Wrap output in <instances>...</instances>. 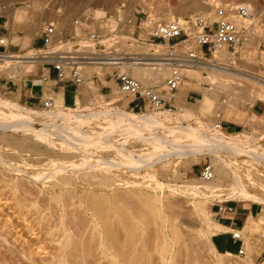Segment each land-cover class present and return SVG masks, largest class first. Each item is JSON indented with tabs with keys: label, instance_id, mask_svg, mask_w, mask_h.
Returning <instances> with one entry per match:
<instances>
[{
	"label": "bare ground",
	"instance_id": "obj_1",
	"mask_svg": "<svg viewBox=\"0 0 264 264\" xmlns=\"http://www.w3.org/2000/svg\"><path fill=\"white\" fill-rule=\"evenodd\" d=\"M6 1L10 3L8 5V8H6V10L3 11V15H6V18L8 19L7 25L9 30L11 31L10 36L8 38L3 37V39L5 40V44L7 46L29 45L31 47L34 40L20 38L15 34L16 29L24 21L29 20L28 22L34 23L35 25L42 27L44 25L43 24L44 21L49 23L54 19L57 18L61 19L58 16L59 13L55 11V6H53V4L56 5L55 1L51 2V0H45L44 6L37 1L32 2L31 0L30 1L6 0ZM69 1H71V3H75L77 0H69ZM87 1L93 2L97 8L102 5H106L108 3L111 4V2H113V0H87ZM170 1L176 2V0H170ZM200 2L202 1L193 0L192 2L193 4L191 6H194L196 4L198 5L200 4ZM204 2L206 3V5L209 4L211 6L212 5L214 6L217 0H204ZM115 3L116 2H114V4ZM191 6L187 8H190ZM240 6H247L253 9L252 6L248 3ZM95 14H97V16L104 15V13H102L100 10H95ZM156 15L157 14H155V16ZM152 16L155 17L154 15ZM197 16L199 15L198 14L192 15L190 19H195ZM205 17L210 18L209 23H211V25L216 23V19L212 12L209 13L208 15H205ZM120 18H122L121 14H120ZM173 20H179L181 22L185 21V19L179 16V14L175 15L174 12L170 11L166 21L170 22ZM100 23L104 24V28H106L107 30L115 29L117 26V23L114 20H110L109 22L102 21ZM209 29H210V25L204 26L201 30L208 31ZM247 47L248 50H250L249 49L250 46ZM158 48H164V47H160L159 45H157L156 50ZM194 49H195L194 53H197L198 55L201 54V51L197 46ZM244 51H245L244 49H238L236 50L235 54H238L239 52L244 53ZM155 53L157 52L155 51L154 53H151L148 50H144L142 53L136 54V56L132 58L133 60L131 64L123 63V65H121V67L118 69L125 72V70L129 68L131 76L139 80L146 87H152L155 85L164 84V81L168 76V68L159 61ZM14 56H0L1 72L8 75H13L18 78H23L25 75L34 72L35 66H29V64H26L25 62L21 61L19 55L15 54ZM217 57L221 58L223 65L220 66V64H214L213 62H202V63H196L194 65H188L184 71V76L186 80L191 82L196 81L197 83L207 82L210 85L216 87L218 90L229 92L230 94L235 96H236L235 86L237 85V83L234 86L233 84L234 80H241L249 84L251 87H253V90L251 91V95H250L251 101L255 102V100H258L259 98L262 99L264 98V80H263L264 76L239 70V68L234 67V65L225 63L227 62L228 59H231V53L226 50H223L220 53H218ZM98 69L100 70L99 74H101L102 76L105 75L106 73L105 70H115L114 68L111 67L98 68ZM91 70L93 71V69ZM205 72L208 73L209 75L208 78L204 77L203 74ZM206 75L207 74H205V76ZM94 89H96V87L91 83H87L85 88L83 89L85 101L88 105L93 106L92 108H95L98 104L97 102H99L98 100L97 102L94 101L90 96L91 93L88 92V90H94ZM218 95H219L218 91L205 90L204 97L201 99L196 109L188 108V107L181 108L178 106L179 104L184 105V101L182 99L184 96L183 90L180 91L178 95L177 94H174L173 96L166 95L164 98L167 100H172L173 98L176 97L175 98L176 105L174 106L175 107L177 106V108L179 107L180 110L182 109L181 111L184 113L185 117H192L194 115V112H198L197 114H199V117H207L208 115L213 113L214 104L216 100L215 98ZM95 97L96 98L99 97L98 92L95 93ZM111 98H112V102H118L122 100L116 93H114ZM238 102L239 101L237 98L230 99L229 104L227 101L226 102L223 101L224 108L221 110L220 116L222 117L223 115L224 117H227L230 120L229 122L235 123L237 121V117H241L240 114H238L235 110V106L237 105ZM240 102L238 103V106ZM129 103L130 101L124 102V107H127ZM75 107L76 110L67 108L63 102L62 94L56 96L55 106L51 108L49 112H43V113L41 112L36 113L34 112L35 110L34 111L31 110L33 108L31 109L25 108L21 105L15 104L13 101L0 99V130H2L5 133L12 130H17V131L22 130L23 132H28V131H36L37 129H42L46 133L51 132L53 133L51 137L52 139L50 137H47L50 138V140H52L49 141L51 143L50 145L58 147L61 150V152L63 154H66L67 156L69 155H77L78 157H81V155L90 156L91 153H93V155H96L94 154V152H92L90 148H93L94 146H100L101 147L100 149L102 150L103 148L105 149L106 147L108 150H110V148H112L111 146L112 142H108V141H110V138L113 135L114 136L119 135V137L117 138L120 137L123 138V143L122 142L120 143L118 141V143L120 144H118L117 147L115 145L113 146H115V148L118 150L119 156L124 158L126 162H129V164L126 166L124 164H119L120 162L117 163L118 161L114 162L107 159H102L99 157V155H97L95 156L97 160H95L96 159L95 157L93 161L92 160L89 161L87 159L88 161L79 162L81 163L80 166L77 165L78 162H76V166L74 167L71 166L73 165L71 161H70L71 164L68 161L70 165H66L67 163L64 165V162L62 163L60 161L63 165L62 164L58 166L55 165L56 167L54 166L53 168H51V164H50L51 162H50L48 163L47 168H41V169L39 168L40 170H37L34 173L33 178L34 181L37 182L36 184L38 183L43 184L44 179L49 180L48 181L49 189L50 192L52 193V197H50L49 199L50 200L58 199L60 203L57 204L61 206L62 210L64 211L63 213L64 215L62 213H61L62 215H60L61 224H63V222L65 221V217L66 218L72 217L74 221L75 220L78 221L79 223L78 222L77 223L79 225L81 226L83 225L82 227L83 229L85 228L88 229L87 231H89L90 234L88 232L86 233L89 234L91 239L93 241H95L96 239V242L94 243L97 244V249L99 251V254L103 256L104 259L106 258L111 264H136L137 261H140V258L139 260L138 258L136 259L137 254L135 253V251L140 249L138 248L139 246L140 247L143 246L142 240L141 242H139L140 240L138 236H140L141 238L143 236L146 237V234L143 235L145 232H147L145 231V229L146 230L153 229L152 234L154 233L155 237H154V249H151L153 250V253L152 252L151 253L156 255L157 257L156 259H152L153 255L147 254L149 259L147 260L148 263L145 262V264H171L174 261H176L175 257L177 255L180 256L184 249L188 250L189 247H191L188 246L187 244L191 240L189 239V237L186 238L187 236L185 235L182 228L178 224L179 213H177L174 208L177 207L175 205L177 203L172 202L170 198L172 197L171 196L172 194H168V195L164 194L163 190H165L164 189L165 186H161L162 184L159 185V187L148 185L147 188L151 189L152 191L153 190L157 191V189H159L161 190V192L158 193L154 191L155 192L154 194H148V193L143 194L142 196L143 203H141L142 207L139 204L141 207L140 210V208H138L139 206L137 202L135 203L137 204V206L135 204L133 205V203L136 201V200L133 201V199L134 196H136L137 194L140 195L141 192L136 194V190L132 191L131 189L130 191L119 193L118 190H115L116 188L115 184L119 178L118 179L115 178L116 175L114 176L113 171L114 170L117 171L119 167H123L121 165H124L125 167L128 168V170L130 169L134 172H138V171L141 172L142 170H144V167L151 169L152 167L161 163V161L163 160L170 161V159L173 160V158H175L176 160L177 159L183 160L186 158L197 159L198 157L209 155L212 160V165H210V167L212 168V170L214 169L213 170L214 178L209 182H204L205 184L203 186H200L199 184H183L181 185L180 188L186 194H191L195 198V200L192 202V209L189 210V212L192 215L195 214L200 219V226L196 231V236H198L200 239L203 238L204 241L207 242L206 244L208 245L207 247L209 248V251H211L214 255L217 256L218 264H228L227 262L228 258H240L245 264H254V262L250 258L251 253L254 251V246H252V244L250 243V239L253 238L251 236L253 235L254 232L255 233L258 232L260 223H263L262 222L263 220L260 219L259 222L258 221L256 222L253 219V217H249L248 225L247 227H245L246 228L245 232L250 233L249 234L251 237L250 239L246 238L245 235H242V233H240L241 238L245 240L243 244V252L245 255L240 256V255H232L229 253H223V254L218 253L212 243V237L220 233L228 232L232 230H230V228H227L214 220L215 214L209 211L208 204L212 198H214L215 196L219 195L222 192H226L228 197H235V198L242 197V199L244 198L251 199L256 202L260 200L256 196H252L247 193L245 183L249 184L248 183L249 181L250 183L255 181V183L260 184V186L264 188V148L260 144V142H262L264 138L262 139L260 138L257 142L256 140L255 141L238 140L237 136L226 133L223 130H218L216 129V126L213 127L212 130H210L206 122L201 119H200V126L202 129L201 132H199L198 129H194L190 127L191 126L190 125L188 128H183V127L175 128L171 126L173 128L170 130V132L165 133L163 132L162 129L163 127H166V125L163 122H161L160 119L157 118V116H148V115L134 116L129 114V112H127L126 110L124 111V110H115V109H109L104 111H99L97 109L82 111L80 109L81 101L78 96L76 99ZM180 113L181 112L179 111L174 115H178ZM130 117H134L135 119L133 118L132 119L134 121L137 120L138 123H136L137 121L135 123L130 122L129 119ZM132 119L131 121H133ZM57 121H62V127L65 128L64 130L54 129V125L57 123ZM94 121H96V123L97 121L99 122L103 121L102 123L100 122L101 125L98 124L100 128L97 134L94 135V133L89 134L87 132L81 131L83 129L81 126H85L87 128ZM142 123L144 124L146 123L147 125L145 124V126H143ZM80 127L82 128L81 130ZM197 131L199 133H197ZM187 139H192L193 140L192 143L186 144L187 142L185 143V141H187ZM131 140L133 141L139 140L142 141V143L143 142L146 143V145L152 149L151 150L152 154H149L148 152L150 156L148 155V157L144 160H140L139 157L135 159L134 155L130 152V150H127L124 145V144H128L127 143L128 141L133 142ZM93 155H91L90 157H92ZM0 159H2L1 156ZM249 165L254 169H257V172L260 174L258 181L256 179L252 181V179L254 178V172H253L254 169L250 170ZM240 168L245 170V173L242 172L244 173L242 175L236 173V170ZM22 172H24L23 168H22ZM72 173L73 175H75V178L72 177L73 175L72 176L70 175ZM20 174L23 173L20 172ZM149 177L153 178L151 177V175H149ZM77 179L80 180L81 183ZM227 179H230V182L228 181L229 182L228 184H226L227 182L225 183ZM82 183L92 187L89 190H88L89 187L87 188V190H83L81 198H79L82 199L83 201L81 202L80 207L85 208L86 212H90L91 213L90 217L84 214L82 211V214L84 215L83 216L79 208H77V206H75L76 204L74 203V199L77 193L76 187L79 185L82 186L83 185ZM141 185L143 186V184ZM13 186L14 185L12 184V187ZM130 195L131 196L134 195V196H132L131 198ZM127 197L131 199L128 200ZM137 198L139 197L137 196ZM126 199L128 201L125 202L126 203L125 205L126 208H125L120 203L124 202ZM127 202H130L131 204L130 203L128 204ZM133 210L139 211V212H135L138 213L139 215L133 213ZM140 211H142V213ZM43 213L44 212L42 211V214ZM81 216H83V218H81ZM80 221L82 222V224H80ZM78 224L77 226H79ZM116 227H119V230L120 228L122 230L121 233L123 235L120 236L121 238L119 237V239L121 240L122 237L124 236L122 241H120L115 237L116 232L114 228ZM77 229L80 228L77 227ZM62 230H64V228ZM58 233L61 234L59 230ZM63 233H65L63 235L64 239L61 241L62 243L60 245L62 252L65 250V248L68 245L67 234L66 232ZM116 234L119 233L117 232ZM152 234L150 233L148 235L151 236ZM90 237H88V239ZM59 238H61V235L59 236ZM146 238H150V237L148 236ZM85 239L86 240L85 241L83 240V242L84 243L86 242L87 245L88 240L87 238ZM92 240L90 241V243H93ZM144 240L146 241V239ZM84 243L82 245L84 246L85 249H82L83 247L81 246V250H78L77 248L79 247L75 246L78 244H74V246L76 247L74 248L75 251L77 250L76 251L77 253L80 251L82 256V260H81L82 262H79L80 259L78 258L79 260L77 261V264L78 262L79 264H85L87 261L86 259L90 254L89 251H87ZM138 243H140V245L137 247ZM93 247L95 246L93 245ZM149 247H151V245ZM192 248L193 247H191V250H193ZM143 250H139V251L141 252ZM189 252L190 250L187 253ZM70 254L72 255L71 252ZM99 254L97 253V255ZM193 254L196 255L195 252H193L191 256H193ZM92 255H94V253ZM143 255L144 254H142V257ZM63 256L60 258L61 262H63V264H70L69 261H67ZM73 256L78 257L75 255ZM81 256L79 257L81 258ZM194 257L196 259H194ZM88 258L90 259L91 256H89ZM143 258H146V256ZM100 259L102 258H99L98 261H100ZM72 260L73 259H71L70 261ZM75 260H77V258ZM95 260L98 263L97 259ZM192 261L191 262L194 264L200 263L197 260L196 256H193ZM143 263H144V259L142 261V264Z\"/></svg>",
	"mask_w": 264,
	"mask_h": 264
},
{
	"label": "rangeland",
	"instance_id": "obj_2",
	"mask_svg": "<svg viewBox=\"0 0 264 264\" xmlns=\"http://www.w3.org/2000/svg\"><path fill=\"white\" fill-rule=\"evenodd\" d=\"M31 1L32 2L37 1L43 6L45 3V0H31ZM53 1L56 2V5L53 4V6H55V11L59 13L58 16L61 19L57 18L49 23L44 21L43 23L44 25L42 27H39L38 25H35L34 23L28 22L29 20H27V21H24L16 29L15 34L20 38H24V39L26 38L28 40H35L41 35L43 29L47 27L49 24L54 23L57 27L64 28L67 30L73 20L81 19L83 15L89 16L90 17L89 25L95 26L97 29H105L104 24L100 23L101 22L100 19L104 17L105 15H107L108 17L115 18L116 15L120 16L121 14L122 19L126 20V19H133L135 16H138V15H142L144 17L146 16L153 17L152 15L155 16V14H157L155 16L157 20L162 21V22H167L166 20H167L168 14L170 11H172L175 13V15L179 14V16L187 20L192 15H195V14H198L199 16H205L211 12L213 13L214 7L217 5H221V4L223 5H226V4L244 5L248 3L252 6L254 15L257 21H259V23H264V0H217L214 6L213 5L211 6L209 4L206 5L204 0H200L202 2L194 6H191L193 4L192 3L193 0H176V2H171L170 0H115V1L113 0L111 4L108 3L106 4L107 6L102 5L98 7L99 9L96 7V5L93 2L87 1V0H77L75 3H71V1L69 0H51V2ZM114 2L116 3L114 4ZM9 3L10 2H7L6 0H0V8H2L5 11L6 8H8ZM112 4H114L115 6ZM189 6L191 7L187 8ZM95 10H100L102 13H104V15L97 16V14H95ZM164 13H165V16H164ZM158 14L161 16H159ZM3 16L5 18L1 19V21L2 23L4 22L5 28H2L3 26L0 27V35L3 36L4 38H8L10 36L11 31L9 30L8 25H7L8 19L6 18V15H3ZM114 20L117 22L116 19ZM143 27L144 26L136 29L135 36L128 37V38L122 37L120 39L121 44L124 45L125 47L123 51L127 53H131V54H135V55L142 53L144 50H148L151 53H154L156 51V47L159 43L149 38L146 31L143 29ZM259 33L261 36L260 38H252L248 43H246L240 48V49L245 50L244 51V53L246 52L245 54L242 52H239L237 58L228 59L227 62L225 63L234 65V67L239 68V70H243L246 72L264 76V28L260 29ZM138 38L141 39V41H138L137 40ZM247 46H250L249 47L250 50H248ZM38 47L39 46H35V49H37ZM70 47H72L71 44H70ZM195 47H196V44L193 41V39H189L188 41H179L176 45L177 51L182 54H188L190 52H195V49H194ZM9 50L14 55L16 54V55H26L27 56L32 51V48L29 45H21V46L20 45L19 46L10 45ZM98 50L99 49L97 48V51ZM85 71H86L85 72V75H86L85 82L82 85L80 92L78 93V97L81 101L80 109L82 111H89V110H94V109L95 110L97 109L99 111H104V110H109V109L124 110V111L126 110L127 112H129V114L134 115V116L136 115L157 116V118L160 119V121L166 125V127H163L162 129L163 132L165 133H169L173 127L188 128L190 125H191L190 127L194 129H198L199 132H201L202 129L200 126V119L205 121L208 127L210 128V130H212L213 127H215L217 122L219 121V119L217 118V114L221 115V110L224 108L223 101L225 102L227 101L229 104L230 99L237 98L238 101L239 102L241 101V102L239 106H238L239 102L237 103V105L235 106V110L238 114H240L241 117H237V121L235 123L233 122L234 123L233 124L232 122H229L230 120L227 117H224L222 115L220 120L223 121L224 126H225L224 127L225 129L223 131L237 136L238 140H244V141H248V140L255 141L256 140L257 142L260 138L261 139L264 138V113L260 114L259 116H251V110L253 107L258 106V107L264 108V105L261 102L262 98L255 100V102L251 101L250 95H251V91L253 90V87H251L249 84L241 80H234V83H233L234 86L237 83V85L235 86V93L237 96L236 97L235 95H232L229 92L218 90L216 87H214L213 85H210L207 82L205 83H197L196 81L191 82V81H187L185 78L183 81V84L181 85L179 90L175 93L178 95L180 91L183 90L184 92V96L182 98L184 101V105H181V104L178 105L181 108L188 107V108L196 109L197 106L199 105V102L204 97L205 90L206 91L207 90L218 91L219 93V95L215 98L216 100L214 104L213 113H211L207 117H199V114H197L198 112H194V115L192 117H185L184 113L181 111L182 109L180 110L179 107L178 109L177 106L176 107L174 106L175 108L172 112L173 114L168 113V112L166 113V112L154 111L148 104H143V103L140 105L141 107L135 108L133 105L134 98L132 96L123 95L118 89L115 88V86L111 94L102 93L95 84V81H94L95 75H98L104 81L105 76L107 74H111L114 70H105L106 73L103 76L99 74L100 70L98 68L93 69L94 72L91 69H86ZM125 72L126 73L128 72V74H130V69H126ZM205 74L207 75L205 76ZM203 75L204 77H207V78L209 76L207 72H205ZM21 79L22 78L15 77L13 75H8L0 71V99L13 101L15 104L21 105L25 108H29V109L33 108L31 110L33 111L35 110L34 112L36 113L49 112L51 109H45L43 105L30 106V105L21 104L19 103L17 97H13V95L8 94L3 90L2 87L7 82L19 83ZM87 83H91L92 85L96 87V89H94L95 91L88 90V92L91 93L90 95L91 98L96 102L97 100L99 101L97 102L98 104L95 108H92L93 106L88 105L85 101L83 89L85 88ZM151 88H154L156 91L162 92L164 91V84L155 85V86H152ZM96 92H98L99 94L98 98L95 97ZM114 93H116L122 100L118 102H112L111 97ZM175 98L172 99L173 105H176ZM73 100H74V94L68 93L67 103L71 104ZM129 101H130L129 105L127 107H124V102H129ZM66 107L76 110L75 106H66ZM259 110L260 109L257 108V113H259ZM177 111L178 112L180 111L181 115L180 114H178L179 116L174 115L178 113ZM132 118L135 119L134 117H130L129 118L130 122L135 123L137 120L134 121ZM131 119L133 121H131ZM94 122L96 123V121ZM94 122L91 123V125L93 126L90 125L87 128L85 126H81L83 129L80 127V130L82 129L81 131L87 132L89 134H92V133H94V135L97 134L100 128L98 124H100V122L102 123L103 121H100V122L97 121L96 123L97 125ZM136 123H138V121ZM145 124L142 123L143 126H145ZM235 125H241V126H235ZM231 127L232 129L231 131H229V128ZM54 129L64 130L65 128L62 127V121H57V123L54 125ZM199 132L197 131V133ZM52 134L53 133L51 132L46 133L42 129H37L36 131H28V132H23L22 130H18V131L12 130L6 133L0 130V156L2 158L0 159L1 161L0 162V264H52V263L53 264H63V262H61V259H60L63 255H64L63 257H65V259L69 261L70 264L72 263L77 264V261L79 259H80L79 262H82L81 261L82 256H81L80 251L77 253L76 252L77 250L75 251L74 248L79 247L80 249L79 248L77 249L81 250V246H82L83 247L82 249H85L84 246L82 245L84 243L83 240L84 241L86 240L85 238H87L89 243L87 242V245H86V242H85L84 244L86 246L87 251H89L90 253L89 256H91L92 258V259L91 258L89 259L88 258L89 256H88L85 264H96L97 262L95 259H97L98 261L99 258H102V259H100V261H98L97 264H111L106 258L104 259V257L99 254V251L97 249V244L94 243L96 242V239L95 241L91 239V237L89 236L90 233L89 231H87L88 229L85 228L86 229L85 231V229L82 228L83 225L82 226L79 225L78 224L79 222L76 220L74 221L72 217H70L71 219L65 217V221L63 222V224H61L60 215H62L64 211L62 210L61 206L58 205L60 203L58 199H53V200L49 199L50 197H52V193L50 192L49 184H48L49 180L44 179L43 184H40V183L36 184L37 182L34 181L33 175L37 170H40L41 168H47V165L50 162H51L50 163L51 168H53L55 165L56 166L61 165L63 162H64V165L66 163H67L66 165H70L72 162L73 165L71 166L74 167L76 166V162H78L77 165L80 166L81 163L79 162H84L88 160L93 161L94 157L97 155H99V157L102 159H107V160L114 161V162L118 161L117 163L120 162L119 164H124L126 166L129 164V162H126L124 158L120 157L118 154V150L115 148V146L117 147L118 144H120L121 142L123 143V138L121 137L117 138L119 137V135L118 136L115 135L116 137L113 135L112 137L114 138L111 137L110 141H108V142H112L111 143L112 148H110V150H108L107 147L105 149L103 148L102 150L100 149L101 148L100 146H94L95 148L91 146L93 148H90V149L96 155H93V153H91V155H93L92 157H90L91 155L90 156L81 155V157H78L77 155L67 156L66 154H63L58 147L50 145L51 143L49 141H52L50 140V138L52 137ZM47 137H50V138H47ZM116 139H117V142H116ZM118 141L120 143H118ZM138 141H135V140L133 142L128 141L127 142L128 144H124V145H125V148L127 150H130V152L134 155L135 159L139 157L140 160H144L148 157L149 154H152L151 152L152 149L149 146H147L146 143L144 142L142 143V141H139V142ZM192 141H193L192 139H187L185 143L187 142L186 144H191ZM260 144L264 148V140H262ZM95 160H97V158ZM68 161L70 164L68 163ZM163 161H161V163L157 164L151 169L144 167V170H142L141 172L140 171L134 172L130 169L128 170L127 167H125L124 165H121L123 167H119L117 171L115 170L113 171L114 176L116 175L115 178L116 179L119 178L116 181L115 190H118L119 193L127 192V191H130L131 189L132 191L136 190V194L141 192L140 195L139 194L137 195L135 194L136 196L132 195L134 196L133 201L136 200L133 203V205L137 202L139 206L138 208H140L141 210V207H142L141 203H143V197H142L143 194L145 193L154 194L155 192H158V193L161 192V190L159 189H157V191L155 190L152 191L151 189L147 188V186L152 185V186L159 187V185L161 184H162L161 186H165L164 188L165 190H163V193L166 195L172 194L171 195L172 197H170L172 202L177 203L175 204L177 207H174V208H175V211L179 213L178 224L180 225L183 232L187 236L186 238L189 237V239L191 240L189 243H187L188 246L193 247L192 248L193 250H191V247H189L188 250L184 249L185 251L183 250L180 256L178 255L176 256L177 258L179 257L178 259L175 257V260H176L174 261L175 263L173 262L171 264H190L194 262L192 261L193 256L197 257V260L200 262L199 264H218L217 263L218 258L211 251H209V248L207 247L208 245L206 244L207 242L204 241L203 238L200 239L198 236H196V231L198 230L200 226V219L195 214L192 215L189 212V210L192 209V202L195 200V198L191 194H186L182 189H180L181 185L183 184H199L200 186H203L205 184L204 181L200 177V173L205 166L212 165L211 157L209 155H204V156L198 157L197 159L186 158L183 160H180V159L176 160L175 158H173V160L170 159V161L169 160H166V161L163 160ZM249 167H250V170L254 169L250 165ZM22 168L24 172H22ZM19 169H20V172L23 174H20ZM242 172L245 173V170H243L242 168L236 170L237 174L238 173L241 175L244 174ZM253 172H254V178L252 179V181L254 179L258 181L260 174L257 172V169H254ZM148 174L151 175V177L153 178H150ZM70 175L72 176L73 173ZM28 176L31 178H29ZM72 177L75 178V175H73ZM78 181L80 182V180ZM228 181L230 182V179H227L225 183L227 182L226 184H228L229 183ZM248 183L249 184L245 183L247 193L259 198L260 200L257 201L258 203L251 199H245V198L242 199V197L240 198L239 197L238 198L228 197L226 192H222L219 194L220 196L217 195L210 200L208 204V209L210 212L215 214L214 220L220 223L222 222L221 220L222 214L219 213L221 207L233 208V209L242 208V207L246 209H250V207H253L255 214L254 216H249V217H253V219L256 222L257 221L259 222L261 219L263 220L262 221L263 223H260L258 232L256 233L254 232L253 235L254 234L255 235L254 236L252 235L251 237L253 238H251L249 235L250 233L245 232L246 231L245 227H247L248 221H249L248 220L249 217H248L245 225L240 230V233H242V235H245L246 238L248 239L251 238L250 243L252 244V246H254V251L251 253L250 258L254 262V264H264V226H263L264 225V188L260 186V184L255 183V181L251 183L249 181ZM12 184L14 185L13 187H12ZM82 184H83L82 186L79 185L76 187L77 193L74 199V203L76 204L75 206H77V208H79V210L81 211V214L83 211L84 214L90 217L91 213L86 212L85 208L80 207L81 202L83 201L82 199H79V198H81L83 190H87L88 187H89L88 188L89 190L92 187L84 183ZM141 184H143V186ZM137 196L139 198H137ZM130 199L128 198V200ZM128 200L126 199L124 202L120 201L121 202L120 204H122L126 208L125 202ZM127 203L129 204L130 202H127ZM137 204L135 205L137 206ZM139 204L141 205V207ZM182 207H183V210H182ZM134 210H135V207H134ZM134 210H133V213L139 212V211H134ZM42 211L44 212L43 214H42ZM142 211L140 212L142 213ZM135 214L139 215L138 213H135ZM83 216H81V218H83ZM77 224L79 226H77ZM80 224H82L81 221H80ZM77 227L80 229H77ZM63 228L64 230H62ZM58 230L59 232H61V234L58 233ZM114 230L116 233L117 232L119 233V234L115 233L116 236L114 235L117 239H119V237L123 235L121 233L122 232L121 228L119 230V227H116L114 228ZM152 230L153 229H150V230L145 229V231L147 232L143 234V235L146 234V237L149 236L150 238H146L143 235H142L143 236L142 238L138 236L140 240L139 242H141L142 240L143 246L141 245L142 247H140L139 246L140 243H138L137 245V247L139 246L138 248L140 249L138 250L136 249L137 251H135V253L137 254L136 259L138 258L139 260L140 258V261L136 260L137 261L136 264L138 263L142 264L143 259H144L143 264H145V262L148 263L147 260L149 258L147 254L153 255L152 259H156L157 257L156 255L152 254L153 250H151V249H154V237H155L154 233L152 234L153 232ZM63 232H66L67 234L68 245L65 248V250L62 252L60 245L62 243L61 241L64 239L63 235L65 233ZM86 232H88L89 234H87ZM147 233L148 234L151 233L152 235L150 236ZM230 233H231L230 235H232L233 232H230ZM60 235H61V238H59ZM88 237L90 238L88 239ZM90 239L93 241V243H90L91 241ZM122 239L121 240L119 239V240L122 241ZM144 239H146V241ZM78 240H79V243H78ZM224 240H225L224 236H218L212 239L213 245L215 246L216 250L219 253H225V251H223ZM244 241L245 240L242 239V242H237L240 248L244 244ZM80 242H83V243H80ZM74 244H78V245H75L76 246L75 247ZM92 244L95 247H93ZM150 245L152 248L149 247ZM237 248L238 246L236 245H230L229 247V249L232 250L233 252H236ZM139 250H143L141 251L143 253H141ZM189 250L192 253L195 252L196 255L193 254V256H191L192 253L190 252L187 253ZM70 252L72 253V255L70 254ZM91 252L92 254L94 253V255H92ZM97 253L99 255H97ZM142 254H144L143 257L146 256V258H143ZM233 254L238 255V253H233ZM73 255L78 256V257H74ZM138 255L142 257V260H141V257H139ZM79 256H81V258ZM95 256L96 257L98 256V257L96 258ZM76 258L77 260H75ZM71 259L73 260L70 261ZM194 259L196 258L194 257ZM227 262L228 264H245L240 258H228Z\"/></svg>",
	"mask_w": 264,
	"mask_h": 264
},
{
	"label": "built area",
	"instance_id": "obj_3",
	"mask_svg": "<svg viewBox=\"0 0 264 264\" xmlns=\"http://www.w3.org/2000/svg\"><path fill=\"white\" fill-rule=\"evenodd\" d=\"M3 11L0 8V19L4 18ZM213 15L216 23L212 25L209 23L210 18L205 16L189 18L184 22L179 20L162 22L151 16L138 15L133 19L124 20L120 16L114 18L105 15L100 19L101 22L117 20V26L112 30L97 29L89 25L90 17L83 15L81 19L73 20L67 30L57 27L54 23L49 24L38 37L40 46L37 49L32 48L29 55H19V57L29 66H35L42 71L40 77L42 81H50L54 75L57 83L70 85L76 89L84 84L86 69L114 68L112 77L123 95L132 96L136 101L148 104L154 111L171 113L175 108L172 100L164 97L173 96L179 90L185 79L184 71L188 65L213 62L221 66L223 62L217 57L218 53L226 50L231 53V58H237L236 50L252 38L261 37L259 30L264 28V23H259L253 9L247 6L217 5L214 7ZM209 25L208 31L201 30ZM142 26L149 38L158 42L160 47H164L158 48L155 53L159 61L168 68V76L164 81L162 92L144 86L130 74L118 69L123 63L131 64L132 58L136 56L123 51L125 47L120 39L135 36L136 29ZM189 39H193L201 51V56L194 52L182 54L177 51V43ZM137 40L141 41L139 38ZM9 47L0 37V56H14L9 51ZM261 102L264 105V98ZM54 106V98L43 102L45 109H51ZM217 118L219 121L216 129L224 130L221 116L218 115ZM200 177L204 182L214 178L210 165L203 168ZM233 212V208L223 207L219 211L222 216ZM232 239L235 242H242L240 231H233ZM238 255H245L243 245Z\"/></svg>",
	"mask_w": 264,
	"mask_h": 264
},
{
	"label": "crops",
	"instance_id": "obj_4",
	"mask_svg": "<svg viewBox=\"0 0 264 264\" xmlns=\"http://www.w3.org/2000/svg\"><path fill=\"white\" fill-rule=\"evenodd\" d=\"M1 26H3L2 28H5L4 22L2 23V21L0 19V27ZM0 37L3 38V36H1V35H0ZM35 46H40V42H39L38 38L33 41L31 48H35ZM85 72L86 71H84V74H85ZM41 73H42V71L40 69L35 68L33 73L25 75L20 80L19 83L7 82L2 88L6 93L13 95V97H17L19 103L25 104V105H30V106L43 105V102L46 99H49V98L55 99L57 95L62 94L63 102H64L65 106H76V99H77L78 93L80 92L82 86L76 89L75 87H72L70 85L59 84L54 80L55 79L54 75L52 76V80L44 82L40 78ZM112 75H113V72L111 74H107L104 78V81L98 75H95V77H94L95 84L102 93H105V94L110 93L111 94L114 90V86L116 89L119 90L118 85L115 82V79L112 77ZM85 77H86V75H85ZM68 93L74 94V100L71 104L67 103V94ZM141 104H142L141 101H136L135 98L133 99V105L135 108L141 107L140 106ZM257 108L260 109L259 113H257ZM262 113H264L263 107H258V106L253 107L251 110V116H259ZM231 125H233V124H231ZM235 126H241V125H235ZM231 129H232V127L229 128V131H231ZM234 211L235 212H233V213H227V214L223 215L222 219H221L222 222H220V224H222L223 226H225L227 228H230V230H232V231L223 232V233H220V234L212 237V239H213V238L218 237V236H224L225 240H224V245H223V251H225V253H229L232 255H235L233 253H238L240 250V247H239L238 243L232 239V235H230L231 234L230 232H233L236 230L240 231L243 228V226L245 225L248 217L254 216V214H255L253 207H250V209H246L244 207L235 208ZM230 245L238 246L237 251L233 252L232 250H230L229 249Z\"/></svg>",
	"mask_w": 264,
	"mask_h": 264
}]
</instances>
